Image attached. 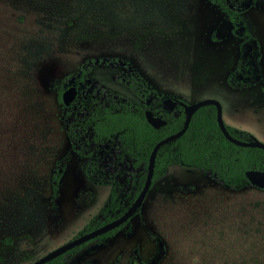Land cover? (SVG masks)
Instances as JSON below:
<instances>
[{
	"label": "rangeland",
	"instance_id": "rangeland-1",
	"mask_svg": "<svg viewBox=\"0 0 264 264\" xmlns=\"http://www.w3.org/2000/svg\"><path fill=\"white\" fill-rule=\"evenodd\" d=\"M244 17L264 75V0ZM230 28L207 0H0V264H29L107 201L109 186L88 181V158L69 149L54 85L86 58H126L186 103L215 99L226 125L264 143V81L233 88L225 79L240 42ZM124 73L97 64L92 81L136 101ZM56 162L64 171L53 200ZM135 252L149 264H264V189L232 190L170 165L126 225L62 264H130Z\"/></svg>",
	"mask_w": 264,
	"mask_h": 264
},
{
	"label": "trees",
	"instance_id": "trees-1",
	"mask_svg": "<svg viewBox=\"0 0 264 264\" xmlns=\"http://www.w3.org/2000/svg\"><path fill=\"white\" fill-rule=\"evenodd\" d=\"M208 2L215 5L230 22L231 33L241 38L238 59L226 74L227 84L241 88L264 81L260 44L249 31L244 17V13L256 0ZM97 64L122 67L125 73L120 81L136 96V101L111 90L94 87L92 70ZM54 85L70 151L80 158H88L83 167L88 181L109 186L106 203L83 226L79 235L126 211L143 186L153 146L165 136L181 130L187 112L181 98L154 89L126 58H86L75 72L65 75ZM70 86L77 88V95L69 105H65L61 94ZM146 111L165 123L154 127L146 119ZM225 126L235 138L252 140L249 132ZM127 165L137 172L128 170ZM170 165L198 168L223 186L239 190L251 184L246 171L264 170V150L238 146L227 140L218 127L215 105L206 104L195 109L188 127L180 136L163 143L157 149L151 186ZM63 171L64 165L56 162L51 174L53 200L58 195V183ZM139 211L140 208L135 214ZM129 220L43 264L64 263L89 242L114 235ZM130 264L149 263L141 261L135 252Z\"/></svg>",
	"mask_w": 264,
	"mask_h": 264
},
{
	"label": "water",
	"instance_id": "water-1",
	"mask_svg": "<svg viewBox=\"0 0 264 264\" xmlns=\"http://www.w3.org/2000/svg\"><path fill=\"white\" fill-rule=\"evenodd\" d=\"M75 94H76V89L74 87H69L62 94L63 102L65 104H69L73 100V98L75 97ZM206 104L215 105V107H216V121H217L218 127L227 140H229L230 142H232L238 146L257 147V148H261L264 150V143L261 141H258L255 137H252L251 141H243V140H239V139L235 138L234 136H232L228 132V130L225 126V123L222 119L220 103L217 100L208 98V99H203V100H200V101H197L194 103L184 104V109L187 112V114H186L185 123H184L183 128L181 130L175 132V133H172V134L165 136L164 138H162L161 140L156 142V144L153 146V148L150 152V155H149L147 173H146V177H145L143 186H142L140 192L138 193L137 197L135 198L133 203L127 208V210L125 212H123L121 215H119L118 217L106 222L105 224H103V225H101L95 229H92L90 231H87V232H84V233L79 234L77 236H74L73 238L69 239L68 241H66V242L56 246L55 248L49 250L44 255L33 260L29 264H43V263H45V262H47V261H49V260H51V259H53L59 255L65 253L66 251L72 249L73 247H75L79 244L87 242L88 240L93 239L96 236L102 235V234L118 227L122 223L126 222L131 216H133V214L137 211V209L139 207H141L143 200L146 196V193L148 192L149 188L151 187L153 170H154V160H155L157 149L163 143L180 136L188 127L191 116H192L193 112L195 111V109L202 106V105H206ZM145 115H146V119L148 120V122L151 125H153L154 127H159L165 123L164 120H162L159 117L153 116L149 111H146ZM246 176H247V178L251 184H253L254 186H256L258 188L264 189V170H248V171H246Z\"/></svg>",
	"mask_w": 264,
	"mask_h": 264
},
{
	"label": "flooded vegetation",
	"instance_id": "flooded-vegetation-1",
	"mask_svg": "<svg viewBox=\"0 0 264 264\" xmlns=\"http://www.w3.org/2000/svg\"><path fill=\"white\" fill-rule=\"evenodd\" d=\"M207 1H208V0H207ZM256 2H257V0H256ZM210 4H211V3H210ZM255 4H256V3H255ZM255 4H254L253 6H255ZM214 6H215V5H214ZM251 7H252V6H251ZM251 7H250V8H251ZM250 8H249V9H250ZM249 9H248V10H249ZM248 10H247V11H248ZM219 11H220V10H219ZM247 11H246L244 14H246ZM220 12H221V11H220ZM221 13H222V12H221ZM222 14H223V13H222ZM229 23H230V22H229ZM230 25H231V24H230ZM230 32H231V28H230ZM231 34H232V33H231ZM232 35H233V34H232ZM234 36H236V35H234ZM238 38H239L240 41H241V38H240V37H238ZM239 43H240V42H239ZM238 47H239V46H238ZM238 54H239V52H238ZM111 57H117V56H111ZM237 59H238V57H237ZM236 61H237V60H236ZM235 63H236V62H235ZM80 64H81V63H80ZM102 65H104V64H102ZM108 65H115V64H108ZM116 66H118V65H116ZM135 69H136V68H135ZM136 70H137V69H136ZM261 70H262V69H261ZM74 72H75V71H74ZM69 74H70V73H69ZM123 75H124V74H123ZM225 79H226V78H225ZM146 80H147V79H146ZM147 81H148V80H147ZM92 82H93V81H92ZM148 82H149V81H148ZM149 83H150V82H149ZM150 85L153 87V85H152L151 83H150ZM93 86H94V87H97V88H100V87H98L96 84H93ZM70 87H74V88L76 89V94H75V97H76V95H77V88H76L75 86H70ZM68 88H69V87H68ZM68 88H66V89H68ZM153 88H154V87H153ZM66 89H65V90H66ZM154 89H156V88H154ZM65 90H64V91H65ZM156 90H157V89H156ZM64 91H63V92H64ZM157 91H159V90H157ZM63 92H62V94H63ZM159 92H162V91H159ZM162 93H166V92H162ZM62 94H61V100H62ZM167 94H169V93H167ZM172 95H173V94H172ZM174 96H176V95H174ZM75 97L73 98V100L75 99ZM176 97H179V96H176ZM179 98H181V97H179ZM181 99L184 101V104H190V103H186V101H185L183 98H181ZM73 100H72V101H73ZM62 101H63V100H62ZM72 101H71V102H72ZM71 102H70V103H71ZM70 103H69V104H70ZM64 104H65V103H64ZM69 104H65V105H69ZM59 109H60V107H59ZM60 120H61V118H60ZM61 122H62V121H61ZM62 124H63V123H62ZM63 127H64V126H63ZM237 129H238V128H237ZM247 132H248V131H247ZM65 133H66V132H65ZM250 135H251V134H250ZM66 136H67V135H66ZM252 137H253V136H251V139H252ZM67 139H68V138H67ZM68 143H69V142H68ZM77 157H78V156H77ZM79 158H80V157H79ZM84 158H87V157H84ZM87 161H88V160H87ZM149 189H150V188H149ZM146 194H147V193H146ZM107 198H108V197H107ZM139 208H140V207H139ZM139 208H138V209H139ZM138 209H137V210H138ZM126 210H127V209H126ZM135 213H136V212H135ZM135 213H134V214H135ZM134 214H133V215H134ZM131 217H133V216H131ZM131 217H130V219H131ZM124 223H125V222H124ZM122 224H123V223H122ZM76 236H77V235H76Z\"/></svg>",
	"mask_w": 264,
	"mask_h": 264
},
{
	"label": "crops",
	"instance_id": "crops-1",
	"mask_svg": "<svg viewBox=\"0 0 264 264\" xmlns=\"http://www.w3.org/2000/svg\"><path fill=\"white\" fill-rule=\"evenodd\" d=\"M205 13H206V10H205Z\"/></svg>",
	"mask_w": 264,
	"mask_h": 264
}]
</instances>
